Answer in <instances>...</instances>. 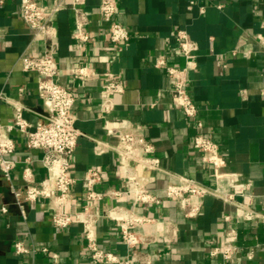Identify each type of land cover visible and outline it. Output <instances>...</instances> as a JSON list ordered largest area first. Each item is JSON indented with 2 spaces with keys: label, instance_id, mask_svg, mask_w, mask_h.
Instances as JSON below:
<instances>
[{
  "label": "crops",
  "instance_id": "0c3cea01",
  "mask_svg": "<svg viewBox=\"0 0 264 264\" xmlns=\"http://www.w3.org/2000/svg\"><path fill=\"white\" fill-rule=\"evenodd\" d=\"M118 2L115 20L131 34L122 49L110 40V22L99 12L101 0H86L89 39L84 42L74 37L72 0L41 1L45 8L62 6L53 21L57 35L48 44L59 66L57 81L76 96L72 116L82 133L70 157L76 181L68 211L91 204L85 198L90 168L102 175L97 191L127 190L112 149L118 136L107 133L105 120L127 121L144 132L161 159V170L147 173L148 187L161 203L138 204L125 194L101 199L95 227L99 246L133 258V264H221L222 257L211 256V249L230 244L237 251L229 264H264V49L258 40L264 36V0ZM178 30L186 31L198 47L197 68L188 72L186 87L197 105L202 132L217 143L226 159L224 171L238 175L234 185L228 180L216 184L205 154L194 147L199 133L196 121L175 104L170 78L155 67L161 58L173 67L186 66L175 39ZM45 47V41L23 21L19 2L0 0V125L14 123L15 106L23 107L31 129L46 120L38 96L39 77L22 69L25 55ZM83 64L97 75L80 79L75 71ZM106 72L124 86L107 117L101 112L100 95ZM10 135L16 143L12 155L16 166L11 179L0 169V264H53L49 253L57 256L59 264H104L92 259L81 224L64 229L53 225L49 200L26 205L24 213L17 205L15 193H24L27 185L24 169H31L36 185L46 182L48 173L42 162L44 151L30 149L16 129ZM181 176L234 193L235 201L212 195L193 198L200 210L188 217L179 202L165 195L166 187L178 183ZM115 208L149 219L136 229L146 238L144 244L131 249L123 242L120 226L108 216ZM249 212L254 215L251 220L246 218ZM19 242L35 251L17 254Z\"/></svg>",
  "mask_w": 264,
  "mask_h": 264
},
{
  "label": "built area",
  "instance_id": "2783aa9c",
  "mask_svg": "<svg viewBox=\"0 0 264 264\" xmlns=\"http://www.w3.org/2000/svg\"><path fill=\"white\" fill-rule=\"evenodd\" d=\"M20 5L21 17L25 24L46 43L43 51L37 54L25 55L22 58V69L25 72H34L39 77L38 96L41 99L48 116L44 122L38 123L33 129L30 122L23 116V107L15 106L14 123L10 126L0 125V169L7 179H11V172L16 166L12 155L16 151V143L10 135L11 130L16 129L23 134L27 146L30 149L44 151L42 162L47 170V181L36 185L33 182L32 171L29 167L24 169L26 189L24 193L16 192V203L24 213L26 205H32L41 199L50 201L52 223L56 228L64 229L73 224H81L88 241V250L92 259L104 264H133L134 259L121 257L118 254L105 251L97 241L95 227L101 217L99 201L104 197L118 198L126 195L138 204H160L161 200L156 193L148 187L149 177L147 173L161 170V159L155 154L154 145L146 138L139 127H134L127 121L105 120V128L109 135L118 136V143L112 149L117 153L124 179L127 183L125 192L108 190L99 192L95 189L101 182L102 175L96 168H90L86 174L87 192L85 198L91 202L84 209L70 212L67 209L71 198V187L75 183L72 175L70 157L77 148L81 131L76 127L72 109L76 102L74 93L63 87L58 81L59 66L51 45L48 43L56 37L54 16L62 9V6L45 8L42 0H17ZM86 0H72L71 9L75 18L74 37L79 41H87L89 34L86 27L89 17L84 9ZM119 10L118 0H101L99 12L103 19L110 22V40L120 49L129 44L131 34L115 17ZM264 49V36L258 37ZM177 46L182 52L186 66L178 68L170 66L165 59H157L155 67L165 70L172 82L171 91L175 104L180 107L185 115L196 121L199 133L194 137V147L202 151L204 161L212 169V177L216 184L228 180L234 185L238 180L235 173L224 171L226 159L220 153L219 146L203 132V123L197 120L198 108L191 95L187 84V74L197 68L196 43L190 40L184 30H178L175 36ZM75 74L82 80H89L97 75L91 67L83 64L79 66ZM101 90V112L107 117L115 107V95L124 92V86L111 72L103 74ZM3 95L0 93V100ZM104 149L102 148L101 151ZM138 166V169L135 167ZM167 199L180 203L188 217L198 214L200 207L193 203V198H204L207 195L218 196L226 202H234L236 194L221 191L217 186L208 187L198 181L184 176L179 177L178 183H172L165 189ZM108 216L114 219L121 228L123 242L131 249L146 242V238L136 230L149 219L135 216L121 208L109 211ZM254 215L246 213V218L251 220ZM232 234V232H231ZM17 254L33 253L35 250L27 248L19 242L15 245ZM237 251V248L225 244L211 249V256H221V264H229ZM49 253L48 249H43ZM54 259L53 264H59L57 256L49 253ZM252 259V253L248 254ZM147 264H151L150 261Z\"/></svg>",
  "mask_w": 264,
  "mask_h": 264
},
{
  "label": "water",
  "instance_id": "95a60500",
  "mask_svg": "<svg viewBox=\"0 0 264 264\" xmlns=\"http://www.w3.org/2000/svg\"><path fill=\"white\" fill-rule=\"evenodd\" d=\"M46 117L48 116V113H45Z\"/></svg>",
  "mask_w": 264,
  "mask_h": 264
}]
</instances>
